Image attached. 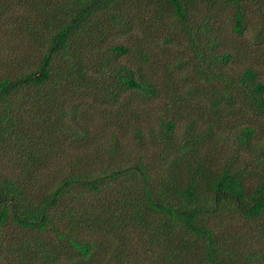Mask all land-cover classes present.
I'll use <instances>...</instances> for the list:
<instances>
[{
  "label": "trees",
  "instance_id": "obj_1",
  "mask_svg": "<svg viewBox=\"0 0 264 264\" xmlns=\"http://www.w3.org/2000/svg\"><path fill=\"white\" fill-rule=\"evenodd\" d=\"M222 1L231 37L216 28ZM247 1L261 0H0L2 264H237L240 238L229 223L264 222V140L257 121L243 120V107L264 118V50L229 44L247 30ZM170 17L188 45L187 79L207 97L195 113L173 86L175 74L169 80L172 68L160 65L158 76L156 51L131 35L140 26L156 39ZM103 42L107 49L93 54ZM234 59L241 69L231 74ZM168 94L172 108L156 136L139 104ZM184 108L198 118L187 119L183 142L174 129ZM98 126L111 135L92 145ZM121 132L137 145L136 160ZM229 137L242 152L225 154ZM145 140L160 144L156 155ZM241 153L249 156L243 163Z\"/></svg>",
  "mask_w": 264,
  "mask_h": 264
},
{
  "label": "rangeland",
  "instance_id": "obj_2",
  "mask_svg": "<svg viewBox=\"0 0 264 264\" xmlns=\"http://www.w3.org/2000/svg\"><path fill=\"white\" fill-rule=\"evenodd\" d=\"M223 1L220 2L218 5H221V10H215L213 12V16H216L219 14V18L216 21V28H219L225 35L231 37L232 35V27L230 25L231 23V12L229 9L223 8ZM247 11H246V27L247 30L245 31L243 37L239 38L233 37L230 41V45L234 46V50H241L243 52L244 49H247L246 52L250 51L254 48H259V46H262L259 48V50H264V44H260V40H264V0L261 1H247ZM196 7L202 9L205 11V8L201 4H197ZM224 10V11H223ZM220 11L222 14H220ZM149 20V18H148ZM150 21V20H149ZM174 22V23H173ZM155 24V23H153ZM141 25V23L139 24ZM158 26V25H157ZM161 30L157 33L159 36L155 39L152 36L148 35L146 38L143 37L142 30L139 28L140 26H135L133 30H135L131 35L133 37H136L138 39H141L143 41V46L146 51L155 50L156 54L158 55V61L160 63H154L157 65V74L158 76H161V69L159 68L160 65H166L167 68H172V75L169 77V80L173 77L175 74L176 81L174 83V87L177 91L182 93V97L185 98L189 102L188 108L192 109L195 112L200 110V107L203 109L205 106H207V97L206 95L203 97H200L199 94L196 96L195 91L196 88L200 87L201 84L198 83V81L193 82L190 81V79H187L188 74L190 73V66L187 64L190 53L188 49V45L186 42V38L184 37V31L182 27L176 23V21L173 20L172 17L168 19V21H164L160 24ZM144 27V26H143ZM2 37V34H0V38ZM166 38H171V41L166 42ZM219 38H221L219 36ZM222 39V38H221ZM239 41V42H238ZM112 41L107 40L106 44H110ZM104 42L103 44L96 46L92 49V53L96 54V51L100 50H106L107 45ZM258 44V45H257ZM0 50H7V45L4 41L0 40ZM3 54H6L4 52L0 51V55L3 56ZM247 55V54H246ZM262 57L260 56H254V61L256 64H260ZM236 59L232 60L230 64L227 65L228 71L231 72V74H234L235 71H239L241 69V63L240 61H235ZM157 62V61H155ZM173 66V67H172ZM161 67V66H160ZM232 69V70H231ZM165 68L163 69V77L165 74ZM264 72V71H263ZM166 75V74H165ZM168 76V75H167ZM162 77V76H161ZM262 80H264V73L260 77ZM193 87V93L188 92V87ZM180 93V94H181ZM184 94L186 96H184ZM173 95L168 94L166 95V102L165 100L162 102L159 98L151 100L147 104H139L141 107V110L147 113L148 119L152 120V132L157 134L159 133L160 126L156 125L158 123V120L160 119L162 112L164 108L169 107L172 108L171 103L172 100L168 101L172 98ZM139 100H143V98L139 97ZM137 102H139L136 99ZM177 103V102H176ZM177 105L181 108L182 112V106L181 104ZM184 105V104H183ZM187 107V104L184 105ZM243 107V106H242ZM87 111L89 109H99V106H90L88 103L84 107ZM188 108H184L185 113L183 114V118H178L176 121V126L174 129V138L176 141H185L187 138V126H188V118L194 117L198 118L197 115L192 113ZM236 108H239V105H236ZM240 109V108H239ZM245 112L247 113V117H243V120L246 121L247 124H251V119L258 122V126L256 128L257 137H260V142L264 140V118L259 117L258 115L252 113V111L248 112L245 107H243ZM103 125V124H102ZM205 127V123L203 121H200L196 125V131H200ZM102 126L91 127L90 128V135L88 139H92V145H95L96 143H104L106 139L111 135V129H101ZM115 129V128H113ZM232 132H236L234 129ZM125 138L126 141L129 142V151L133 154L132 158L135 160L141 154L137 148V145H134L131 141L132 138L128 139L129 137L125 135L124 132H121ZM228 137V136H227ZM262 139V140H261ZM146 141V140H145ZM224 139L221 140L220 147H223ZM236 139L234 137L227 138V144L225 148V154L228 155L229 152H233L234 150L237 152H242V149L235 143ZM146 145L144 146L146 149H148V153L150 155H156L158 151L161 149L160 144L154 146L152 145L148 140L146 141ZM151 144V146H150ZM92 145L89 149L90 152H92L93 148ZM204 148H210L209 151H214L216 149L215 145H212L210 143H207L206 145L202 144ZM201 145V146H202ZM83 146V145H82ZM84 147V146H83ZM220 149V148H218ZM149 158L146 159L145 162L148 161ZM246 159H249V156L245 153H241L240 155V162L243 163ZM133 161V163L135 162ZM154 160H158L157 158H154ZM62 167V165H61ZM59 167V169L61 168ZM230 226L232 225L234 228V233H236L240 238V244L236 246V252L238 257L237 264H264V236L262 235L261 229L264 230V222H260L259 224L251 223L249 221L243 220L241 218H236L235 220H232L230 223ZM229 226V225H228ZM9 230L13 228H8ZM222 228L217 227V232L220 233ZM28 234L23 233L22 236H27ZM5 243V239L0 240V248ZM252 254L255 253L257 257L255 259H244V254ZM8 255L4 254V258H6ZM4 258L0 259V264H2V261H5ZM66 260L64 258L60 259L59 264H66ZM100 264H115L111 261H107V259L101 260Z\"/></svg>",
  "mask_w": 264,
  "mask_h": 264
}]
</instances>
